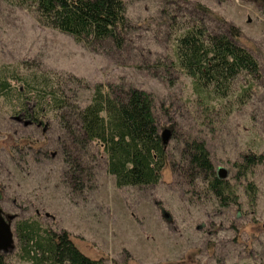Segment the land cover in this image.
<instances>
[{"label": "rangeland", "instance_id": "374dc122", "mask_svg": "<svg viewBox=\"0 0 264 264\" xmlns=\"http://www.w3.org/2000/svg\"><path fill=\"white\" fill-rule=\"evenodd\" d=\"M122 1L129 23L122 46L106 42L94 51L40 26L28 8L0 0V75L51 79L70 105L64 112L90 97L71 78L88 88L142 90L153 98L159 135L170 133L157 185L116 188L95 144L68 152L80 165L74 183L58 120L47 114L32 124L13 97L0 98V209L14 216V250L6 263L28 264L16 255L13 229L34 220L50 232L65 231L83 255L106 263L264 264V164L244 181L234 179L233 168L243 155H264V0ZM197 25L211 34L237 29V45L255 58L260 73L257 80L236 76L208 112L173 57L175 38ZM248 84V95L239 97ZM25 105L29 112L33 99ZM186 139L203 143L215 175L223 171L236 191L235 204L221 208L196 189L198 179L189 183L179 164Z\"/></svg>", "mask_w": 264, "mask_h": 264}, {"label": "trees", "instance_id": "16d2710c", "mask_svg": "<svg viewBox=\"0 0 264 264\" xmlns=\"http://www.w3.org/2000/svg\"><path fill=\"white\" fill-rule=\"evenodd\" d=\"M5 1L28 8L40 26L68 35L89 50L95 51L106 42L119 49L129 27L122 0ZM238 37H241L240 32L232 26L224 33L211 34L197 25L175 38V66L190 79L197 105L204 111L213 109L211 101L222 99L229 82L239 74L251 80L260 77L257 61L237 45ZM71 80L89 90L90 97L86 105L72 107L67 113L64 111L70 107L68 101L56 83L43 76L18 78L0 75V98L8 100L13 97L15 108L26 118L31 117L33 124H41L47 114L58 120L63 131V148L67 150L65 165L74 183L78 181L76 174L80 165L68 152H82L95 144L100 148L106 172L113 177L116 188L157 185L167 152L166 146L161 144L152 96L129 86L94 84L88 88L80 79ZM13 81L17 86L11 87ZM250 90L251 84H248L239 97L248 95ZM32 99L33 105L28 112L25 104ZM179 164L183 168L182 173L190 177L189 183L198 179L200 185L196 189L213 199L216 205L223 208L236 203V191L228 181L215 175L203 143L184 140ZM261 164H264V155H243L239 162L233 164L234 179L246 180L251 170ZM13 230L16 255L21 262L116 264L86 257L73 245L65 231L58 234L50 232L34 220L19 221ZM0 264H7L3 254H0Z\"/></svg>", "mask_w": 264, "mask_h": 264}, {"label": "water", "instance_id": "95a60500", "mask_svg": "<svg viewBox=\"0 0 264 264\" xmlns=\"http://www.w3.org/2000/svg\"><path fill=\"white\" fill-rule=\"evenodd\" d=\"M170 133L166 129L160 135L162 146H166L169 140ZM219 178H224L225 173L219 171ZM166 217V216H165ZM14 220V216L4 214L0 209V254L6 255L14 250V239L11 229V223ZM261 228L264 230V223Z\"/></svg>", "mask_w": 264, "mask_h": 264}, {"label": "flooded vegetation", "instance_id": "af4514ba", "mask_svg": "<svg viewBox=\"0 0 264 264\" xmlns=\"http://www.w3.org/2000/svg\"><path fill=\"white\" fill-rule=\"evenodd\" d=\"M21 117H24V114H19ZM26 118V117H25ZM26 119H28L30 122H32V118L31 117H29V118H26ZM32 124H33V122H32ZM35 125H40V124H35ZM2 211V210H1ZM3 212V211H2Z\"/></svg>", "mask_w": 264, "mask_h": 264}]
</instances>
